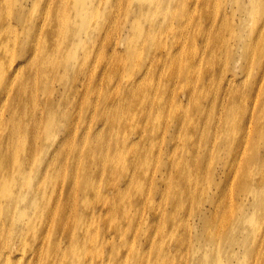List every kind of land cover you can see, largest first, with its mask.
<instances>
[{
    "label": "rangeland",
    "instance_id": "374dc122",
    "mask_svg": "<svg viewBox=\"0 0 264 264\" xmlns=\"http://www.w3.org/2000/svg\"><path fill=\"white\" fill-rule=\"evenodd\" d=\"M89 1L100 4L95 28L108 19L115 29H101L91 40L78 33L86 53L93 41L100 48L107 32L111 45L87 57L85 68L94 60V70L83 90L72 95L73 82L59 91L64 86L50 77L53 91L44 94L73 101L67 119L77 128L70 124L67 132L56 123L44 145L15 138L17 147L27 146L26 176L43 191L55 178L51 196L38 197L37 215L75 214L73 232L64 238L53 232L35 258L27 252L9 264H87L91 255L93 264H264L263 8L245 15L238 8L247 4L239 0H211L208 11L205 0H140L134 14L130 0H118L122 8L113 15L108 0ZM43 2L29 0L21 20L9 17L22 73L31 57L21 54L27 43L21 32L33 29ZM57 2L49 1L51 11ZM240 40L254 41V49ZM33 78L46 80L35 69ZM260 86L256 105L247 104ZM44 101L39 95L38 109L46 113ZM250 118L252 131L242 138L240 123ZM225 138L238 146H225ZM25 241L33 248L38 234Z\"/></svg>",
    "mask_w": 264,
    "mask_h": 264
},
{
    "label": "bare ground",
    "instance_id": "6f19581e",
    "mask_svg": "<svg viewBox=\"0 0 264 264\" xmlns=\"http://www.w3.org/2000/svg\"><path fill=\"white\" fill-rule=\"evenodd\" d=\"M9 1L0 0V264H9L12 258H19V254L23 256L27 252L34 253L33 258H35V254L41 252L45 242L53 232L59 231L62 238L65 235H71L73 232L72 218L75 214L69 213L65 217L63 212H59L58 209H52L47 217L37 215L42 205V200L38 197L51 196L55 178H50L49 191H43L37 184V180L27 177V146L24 143L20 148L17 147L15 138L44 145L47 133L50 132L52 126L56 123H65L67 132L70 131V124L73 130L77 128L74 120L67 119L70 109L73 108V101L64 99L62 95H59L55 100L45 97V95L50 96V91H53V85H49L47 79L52 77L53 84L59 81V84L64 86L59 87V91H63L67 87L71 88L74 82L71 89L72 95H75L78 90H83L82 85H86V82L92 79L94 70V60L89 64L88 69L85 68L87 57L91 53L94 54V52L107 53L112 41L111 33L109 38V32L106 33L100 48L96 46V41H93L89 53H86L87 47H84V41L91 40L101 29H115L107 24L108 19L100 21V29L95 28V18L100 8L99 3L89 0H75L76 2L59 0L55 12H53V10L51 11V5L48 4L50 0H44L43 7L36 10V22L32 23L33 29L27 30L24 26L21 32L22 35L26 36L27 40V43H24L21 47L23 50L21 54L25 55L28 53L31 57L29 64H27L26 69L22 73L23 65L19 61L20 54L16 52L19 57L14 56V51L18 46V33L13 28L11 21H9V17L21 20L20 16H28L25 12H21V9L28 4L29 0H12L10 6ZM139 1L130 0V8L134 14H139L137 12ZM17 2L20 4L19 7L15 5ZM74 3H81V8L87 14L84 11L78 14V6ZM239 3H242V5L247 4L246 7L239 6L238 8L245 15L252 8L261 7L264 10V0H239ZM122 4L123 1L118 3V0H108L111 14L114 15L117 10H121ZM210 6L211 0H205V11H208ZM61 11L66 13L65 18L64 15H61ZM61 18H63L64 22H62L63 20L61 21ZM185 19L188 23L187 16ZM81 31L86 33L84 41L78 35ZM252 32L258 37L260 36V33L255 28H252ZM113 33L115 34V32ZM240 42H242L244 48L248 50L254 49V41L246 42L240 40ZM71 46H76L77 49ZM111 50L119 55L115 47H112ZM52 57H54L53 60ZM96 60H101V58L97 57ZM262 64H264V60ZM34 69L37 73L44 75L46 80L44 78L39 79V81L34 80ZM59 72L62 73L57 76ZM20 75L21 78L19 80ZM69 78H71L70 82L67 81ZM260 91L262 94V86L258 89V93L255 90L248 95L249 101L246 103L251 106L254 103L256 105ZM27 93L29 96L25 97L24 95ZM39 95H42L45 99L46 113H43L42 109H38L37 98ZM247 107L248 105L245 108ZM252 128V118L245 123L242 121L240 123L242 138H248ZM72 138L74 139V135H72ZM67 139L68 135H66L65 140ZM225 140L229 143L225 146H238L237 140H233V138L228 140L225 138ZM4 142L8 143L10 148L5 146ZM220 144L222 145L223 143L220 142ZM232 157L233 154H231ZM261 158H264V153H261ZM74 159H76V153ZM262 169L263 167H261V171ZM227 178H229V175H227ZM63 179L64 177L61 178V180ZM247 182L253 183L255 188L262 186V183L252 182L251 180ZM60 190L61 184L59 183L57 192ZM93 208H97V206L95 205ZM56 218L57 222L54 223ZM94 219H89V224L84 230L86 238H90L94 232ZM46 225L54 226V229L44 230ZM31 233H37L39 239V242H35L38 244L33 248L27 246L25 241ZM97 257L100 258L99 255ZM19 259H22V257ZM94 260L95 258L91 255L87 264H93Z\"/></svg>",
    "mask_w": 264,
    "mask_h": 264
}]
</instances>
